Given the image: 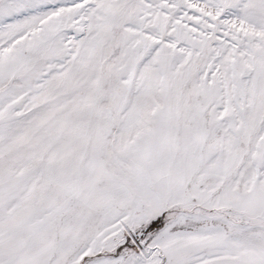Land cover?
<instances>
[{"label": "snow or ice", "instance_id": "obj_1", "mask_svg": "<svg viewBox=\"0 0 264 264\" xmlns=\"http://www.w3.org/2000/svg\"><path fill=\"white\" fill-rule=\"evenodd\" d=\"M0 264H264V0H0Z\"/></svg>", "mask_w": 264, "mask_h": 264}]
</instances>
